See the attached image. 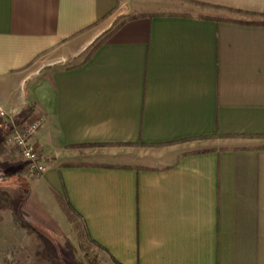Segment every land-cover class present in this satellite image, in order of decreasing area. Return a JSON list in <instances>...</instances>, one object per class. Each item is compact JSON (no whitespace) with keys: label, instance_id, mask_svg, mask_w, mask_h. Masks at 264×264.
Instances as JSON below:
<instances>
[{"label":"crops","instance_id":"0c3cea01","mask_svg":"<svg viewBox=\"0 0 264 264\" xmlns=\"http://www.w3.org/2000/svg\"><path fill=\"white\" fill-rule=\"evenodd\" d=\"M242 18L264 20V0H0L14 216L65 234L57 192L110 264H264V23ZM38 115L35 176L8 135Z\"/></svg>","mask_w":264,"mask_h":264},{"label":"rangeland","instance_id":"374dc122","mask_svg":"<svg viewBox=\"0 0 264 264\" xmlns=\"http://www.w3.org/2000/svg\"><path fill=\"white\" fill-rule=\"evenodd\" d=\"M170 11L222 18L248 16L241 12L192 3L172 5ZM216 141L217 138L204 140L208 144ZM17 157L18 161L24 162L19 155ZM14 215L8 197L0 192V264H50L51 261L60 264L111 263L104 249L88 236L78 215L71 221V226L65 234L47 232L37 228L32 221Z\"/></svg>","mask_w":264,"mask_h":264},{"label":"built area","instance_id":"2783aa9c","mask_svg":"<svg viewBox=\"0 0 264 264\" xmlns=\"http://www.w3.org/2000/svg\"><path fill=\"white\" fill-rule=\"evenodd\" d=\"M10 118V112L0 107V122H6ZM45 118L38 115L22 123L15 124L8 135L9 144L16 154L24 160L26 170L31 174H42L45 171L40 151L31 144L30 139L44 126Z\"/></svg>","mask_w":264,"mask_h":264},{"label":"trees","instance_id":"16d2710c","mask_svg":"<svg viewBox=\"0 0 264 264\" xmlns=\"http://www.w3.org/2000/svg\"><path fill=\"white\" fill-rule=\"evenodd\" d=\"M236 12H241V13H245L248 14L249 12H244L242 10H235ZM142 15H150V14H142ZM227 20H231V18H227ZM234 21H240L243 23H256V24H260V23H264V20H248V19H232ZM104 41V39L100 40L95 46L94 48H96L99 44H101ZM93 48V49H94ZM56 194V198L60 204V206L62 207L64 213L66 214V216L68 217V219L70 221L74 220L75 217L77 216V213L74 209V207L72 206V204L70 203V201L68 200L67 197L59 194V193H55Z\"/></svg>","mask_w":264,"mask_h":264}]
</instances>
